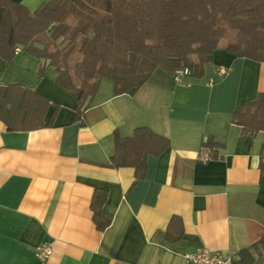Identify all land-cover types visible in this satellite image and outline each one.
Returning a JSON list of instances; mask_svg holds the SVG:
<instances>
[{
  "label": "crops",
  "instance_id": "0c3cea01",
  "mask_svg": "<svg viewBox=\"0 0 264 264\" xmlns=\"http://www.w3.org/2000/svg\"><path fill=\"white\" fill-rule=\"evenodd\" d=\"M30 11L50 0H10ZM220 49L204 67L175 83L156 69L138 92L114 96L102 80L73 122L76 99L56 85L58 73L19 51L0 57V85H20L48 101L46 123L8 131L0 121V264H188L184 255L207 249L237 256L264 234V131L241 134L231 122L246 100L264 93V62ZM219 69H225L224 74ZM137 128L165 137L169 147L149 156L145 178L132 168L109 169L112 134ZM212 138L215 159L201 162ZM106 188L104 232L92 222L94 190ZM254 264H264V257Z\"/></svg>",
  "mask_w": 264,
  "mask_h": 264
},
{
  "label": "trees",
  "instance_id": "16d2710c",
  "mask_svg": "<svg viewBox=\"0 0 264 264\" xmlns=\"http://www.w3.org/2000/svg\"><path fill=\"white\" fill-rule=\"evenodd\" d=\"M223 49L239 58L264 62V0H50L36 10L0 0V57L9 62L20 48L56 69V85L77 102L73 122L83 125L85 103L102 80L113 84L114 96H134L160 69L172 76L179 68L200 78L212 54ZM75 55L79 60L72 61ZM48 101L20 85H0V121L8 131H31L53 125L57 107L46 123ZM231 122L241 134L264 131V93L246 100ZM109 169L132 168L131 188L145 178L147 159L165 151L170 142L148 128L129 138L112 134ZM212 159L216 144H202ZM264 161L260 162V169ZM107 189L94 190L90 209L96 231L111 220L103 211ZM264 257V234L239 251L232 264H254Z\"/></svg>",
  "mask_w": 264,
  "mask_h": 264
},
{
  "label": "built area",
  "instance_id": "2783aa9c",
  "mask_svg": "<svg viewBox=\"0 0 264 264\" xmlns=\"http://www.w3.org/2000/svg\"><path fill=\"white\" fill-rule=\"evenodd\" d=\"M20 48H15L14 54L19 53ZM225 69H219L220 74H224ZM188 68H179L174 71L172 80L175 83H180L184 77L190 76ZM212 158L208 150H203L199 156L201 162H208ZM51 254V248L47 243H42L37 248L36 258L40 264L45 263L47 258ZM234 255L225 254L222 252H214L207 249H200L192 252H188L184 255V258L188 264H232Z\"/></svg>",
  "mask_w": 264,
  "mask_h": 264
},
{
  "label": "rangeland",
  "instance_id": "374dc122",
  "mask_svg": "<svg viewBox=\"0 0 264 264\" xmlns=\"http://www.w3.org/2000/svg\"><path fill=\"white\" fill-rule=\"evenodd\" d=\"M221 45L223 46L225 44V40H221L220 41ZM79 60V55H75L73 58H72V61H77Z\"/></svg>",
  "mask_w": 264,
  "mask_h": 264
}]
</instances>
